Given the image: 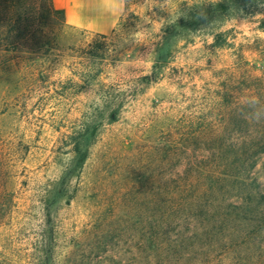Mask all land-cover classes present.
Returning <instances> with one entry per match:
<instances>
[{
	"label": "rangeland",
	"instance_id": "obj_1",
	"mask_svg": "<svg viewBox=\"0 0 264 264\" xmlns=\"http://www.w3.org/2000/svg\"><path fill=\"white\" fill-rule=\"evenodd\" d=\"M217 2L236 7L212 18ZM49 26L18 55L30 79L0 74V264H143L159 180L210 159L227 113L264 97V2L126 0L110 34ZM76 141L87 159L65 185ZM255 174L264 188V155Z\"/></svg>",
	"mask_w": 264,
	"mask_h": 264
},
{
	"label": "trees",
	"instance_id": "obj_2",
	"mask_svg": "<svg viewBox=\"0 0 264 264\" xmlns=\"http://www.w3.org/2000/svg\"><path fill=\"white\" fill-rule=\"evenodd\" d=\"M235 7L234 2L213 3L207 15L220 18ZM55 17L65 24L63 11L55 9L52 0H0L1 76L19 82L32 77L25 58L17 61L18 55L47 44L49 21ZM221 37L215 35L214 46H223ZM238 106L227 113L224 127L213 131L210 159L186 164V173L174 181L159 180L156 211L146 213L143 264H264V188L255 174L264 155V97ZM89 130L90 125H84L80 138ZM204 133L195 131L192 137ZM233 138L236 146L220 144L233 143ZM73 144L77 160L65 168V185L87 159L82 143ZM197 150L192 148V154ZM177 152L187 153V147L181 145Z\"/></svg>",
	"mask_w": 264,
	"mask_h": 264
},
{
	"label": "crops",
	"instance_id": "obj_3",
	"mask_svg": "<svg viewBox=\"0 0 264 264\" xmlns=\"http://www.w3.org/2000/svg\"><path fill=\"white\" fill-rule=\"evenodd\" d=\"M53 6L64 13L65 23L75 29L106 35L112 33L126 11H117L116 0H52Z\"/></svg>",
	"mask_w": 264,
	"mask_h": 264
},
{
	"label": "clouds",
	"instance_id": "obj_4",
	"mask_svg": "<svg viewBox=\"0 0 264 264\" xmlns=\"http://www.w3.org/2000/svg\"><path fill=\"white\" fill-rule=\"evenodd\" d=\"M126 0H116L115 7L116 10L119 11L125 4ZM143 12L145 11L144 8H141ZM154 30H158L162 27V22H153L152 24ZM260 35H264V33H260ZM140 65L143 67H151V61H141Z\"/></svg>",
	"mask_w": 264,
	"mask_h": 264
}]
</instances>
